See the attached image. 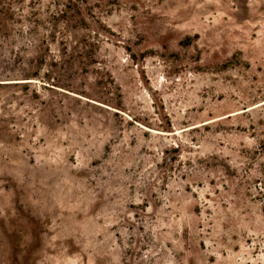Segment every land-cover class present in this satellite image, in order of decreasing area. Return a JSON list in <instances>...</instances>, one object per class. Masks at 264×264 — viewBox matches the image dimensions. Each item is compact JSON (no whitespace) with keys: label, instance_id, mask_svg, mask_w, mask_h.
I'll return each instance as SVG.
<instances>
[{"label":"rangeland","instance_id":"rangeland-1","mask_svg":"<svg viewBox=\"0 0 264 264\" xmlns=\"http://www.w3.org/2000/svg\"><path fill=\"white\" fill-rule=\"evenodd\" d=\"M0 264H264V0H0Z\"/></svg>","mask_w":264,"mask_h":264}]
</instances>
